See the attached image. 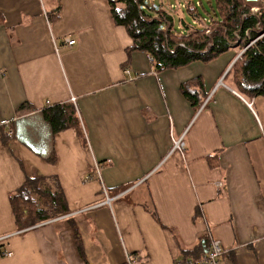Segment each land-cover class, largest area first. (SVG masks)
I'll list each match as a JSON object with an SVG mask.
<instances>
[{
    "label": "crops",
    "instance_id": "obj_1",
    "mask_svg": "<svg viewBox=\"0 0 264 264\" xmlns=\"http://www.w3.org/2000/svg\"><path fill=\"white\" fill-rule=\"evenodd\" d=\"M131 44L108 0H0V264H175L212 238L219 264H264V95L223 81L240 52L157 70ZM57 104L79 131L51 130ZM35 176L69 214L17 229L9 195Z\"/></svg>",
    "mask_w": 264,
    "mask_h": 264
},
{
    "label": "trees",
    "instance_id": "obj_2",
    "mask_svg": "<svg viewBox=\"0 0 264 264\" xmlns=\"http://www.w3.org/2000/svg\"><path fill=\"white\" fill-rule=\"evenodd\" d=\"M202 0L197 4L185 0L184 10L196 21L190 25L182 22L183 30L173 27L172 16L161 6L147 5L143 0H108L113 22L126 29L131 38L129 51H141L155 63L157 70L177 68L194 60L209 62L235 44L240 55L226 72L223 81L247 98L264 95V0L251 6L245 0H208L210 10L204 9ZM198 6L207 15L198 10ZM57 8L47 12L51 21L58 18ZM194 85L200 90L199 78ZM181 91L195 108L200 99L190 83L181 85ZM72 104H57L41 111L53 132L79 125L73 116ZM80 133V132H79ZM81 134V133H80ZM53 157H49L52 161ZM9 202L17 229L69 214L61 186L56 178L27 177L9 195ZM74 225L71 217L64 218ZM75 240L78 236L73 226Z\"/></svg>",
    "mask_w": 264,
    "mask_h": 264
},
{
    "label": "built area",
    "instance_id": "obj_3",
    "mask_svg": "<svg viewBox=\"0 0 264 264\" xmlns=\"http://www.w3.org/2000/svg\"><path fill=\"white\" fill-rule=\"evenodd\" d=\"M264 32L261 34L263 35ZM65 45L67 46H71L74 44V39L73 38H65L64 40ZM235 44H230L229 46H233ZM149 57V56H148ZM151 59V57H149ZM152 60V59H151ZM72 100H74L72 98ZM171 142H172V150H176L178 151L180 154H183L185 152V142L183 140V136L180 137H174L171 135ZM97 168V166H96ZM98 170V168H97ZM103 192L104 189H103ZM223 253L222 247H221V243L219 242V240L212 238L210 240L208 249L202 253L199 257L197 258H187V259H183V260H179L177 262H175V264H219L220 260H221V255ZM1 254L5 255V256H10L11 252L9 251H4ZM127 257V263L130 264V259Z\"/></svg>",
    "mask_w": 264,
    "mask_h": 264
},
{
    "label": "rangeland",
    "instance_id": "obj_4",
    "mask_svg": "<svg viewBox=\"0 0 264 264\" xmlns=\"http://www.w3.org/2000/svg\"><path fill=\"white\" fill-rule=\"evenodd\" d=\"M144 5H142L143 9H147V5H158L161 6L163 9H165L173 18V27L177 30H183L184 26L182 25V22L185 24H196V21L184 10V2L185 0H143ZM192 2H195L197 0H191ZM202 6L204 9L210 10V4L208 3V0H202ZM212 2V0H210ZM247 2V1H246ZM197 4V2H195ZM248 4H251L253 7H257L260 5L259 1L255 2H247ZM198 10L206 17L207 15L202 11L201 7L198 6ZM235 48V47H234ZM98 168V167H97ZM95 166V170H97Z\"/></svg>",
    "mask_w": 264,
    "mask_h": 264
},
{
    "label": "water",
    "instance_id": "obj_5",
    "mask_svg": "<svg viewBox=\"0 0 264 264\" xmlns=\"http://www.w3.org/2000/svg\"><path fill=\"white\" fill-rule=\"evenodd\" d=\"M238 56H239V54L236 56V58H237ZM236 58H235V59H236ZM234 61H235V60H234ZM232 63H233V62H232Z\"/></svg>",
    "mask_w": 264,
    "mask_h": 264
},
{
    "label": "bare ground",
    "instance_id": "obj_6",
    "mask_svg": "<svg viewBox=\"0 0 264 264\" xmlns=\"http://www.w3.org/2000/svg\"><path fill=\"white\" fill-rule=\"evenodd\" d=\"M239 55H240V53H239Z\"/></svg>",
    "mask_w": 264,
    "mask_h": 264
}]
</instances>
